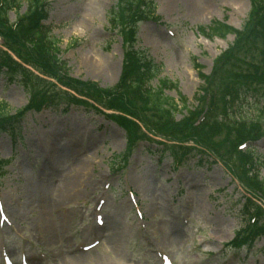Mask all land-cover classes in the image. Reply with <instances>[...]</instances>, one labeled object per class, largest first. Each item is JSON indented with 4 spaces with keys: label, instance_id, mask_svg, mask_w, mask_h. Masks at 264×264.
<instances>
[{
    "label": "rangeland",
    "instance_id": "374dc122",
    "mask_svg": "<svg viewBox=\"0 0 264 264\" xmlns=\"http://www.w3.org/2000/svg\"><path fill=\"white\" fill-rule=\"evenodd\" d=\"M48 1L53 5L48 7L51 12L44 23L59 57L67 64L69 79L64 81L87 84L92 90L94 86L98 90L115 88L126 68L125 54L131 49L111 28L112 11L120 0ZM153 1L160 22L140 23L135 47L149 61L161 65L157 80L151 83L152 89L158 91L160 82L167 80L177 89L167 90L165 96L177 104L180 99L187 101V108L180 106L175 116V127L182 130L186 125L181 122L184 117H190V112L197 114L208 101L205 94H200L204 87L201 75L209 76L215 60L235 42L232 35L224 40L208 39L200 29H209L218 22L242 30L251 3ZM238 1L240 8L236 7ZM21 5L8 13L11 26L29 12L25 0ZM4 44L0 39V48L5 50ZM18 53L22 60L15 58L20 66L16 69L22 73V69L32 70L33 65L27 62L31 57L24 51ZM10 66L16 67L12 63ZM101 70L103 73L107 70V75L97 72ZM30 79L24 82L20 76L11 83L7 74H0V108L7 107V116L41 102L31 97L37 90ZM44 80L56 84L57 94L52 91V96L67 103L71 90L49 78ZM25 83L32 89L25 88ZM252 99H248L249 104L239 103L232 117L263 120V105ZM142 100L136 99L140 105ZM65 108L61 104L52 112L27 114L16 141L0 133V203L4 207L0 204V262L2 253L8 252L16 264H20L21 256H27L29 264H163L162 255L167 257L166 264H264V238L248 250L230 248L235 235L246 224L243 203L252 195L248 182L242 179L248 169L244 164L246 152L235 153L232 149L229 151L232 160L226 164L189 142L194 148L192 157L176 168L171 151L164 146H170L166 140L172 139L155 135L152 126L144 125L145 138L150 140H144L134 151L135 144L127 142L130 138L126 132L107 118V111L99 103L90 110L71 107L66 112ZM146 112L144 119L148 120L151 114L149 110ZM132 120L138 121V116ZM62 129L64 132L59 134ZM70 134L77 138L74 141L80 148L78 152L72 142H65ZM225 139L216 137L214 141ZM40 140L46 144L65 143L63 150L71 152L59 160H47L54 168L48 169L46 160L36 151ZM252 148L259 163L256 165L251 156V170L264 180V140ZM1 161L6 164L3 162L5 165L1 166ZM81 163L88 164L87 174L92 176L85 193H77L69 201L61 200L59 195L67 178L74 176L73 181L81 180L83 173L77 168ZM121 167L125 169L120 171ZM35 186L45 193L46 209L35 197ZM130 193L136 201L132 202ZM254 193L264 210L263 198ZM42 211L55 227L44 229V223L38 224ZM96 215L106 218L104 227L97 226ZM95 229L98 236H94ZM52 232L53 238L49 240ZM113 237L116 240L110 241ZM94 241L99 243L96 247L88 252L83 250Z\"/></svg>",
    "mask_w": 264,
    "mask_h": 264
},
{
    "label": "trees",
    "instance_id": "16d2710c",
    "mask_svg": "<svg viewBox=\"0 0 264 264\" xmlns=\"http://www.w3.org/2000/svg\"><path fill=\"white\" fill-rule=\"evenodd\" d=\"M23 1L24 0H0V37L5 42L3 45L5 50L0 48V72L2 71L3 66L6 67L8 69L7 72L11 83H14L16 80H18V77L20 76L23 77L24 80L21 81L24 82L31 78L30 80L34 82L36 86L35 90H37V92L44 85L48 84L47 81H45L43 78H39L31 70L28 71L22 69L24 71L22 73L16 69L20 67L18 65L19 63L16 62L10 54L13 53L17 56V58L22 60L21 54L18 52L24 51L27 56L31 57L29 61L33 62L32 65L34 66L33 68L35 72L40 73L41 76L50 79H56L62 86L67 87L76 93H82L81 95L87 100H96L108 110L111 109V111H120L121 113L126 112L132 114V116L136 115L130 112L133 110V108H131V104L126 101L122 102L117 98L115 95L117 92L116 90L101 92L98 91L96 86H94L95 88L92 90V87L87 84L84 86L75 81H64L69 79L67 74V64L60 63L58 55L59 51L56 49V43L49 38V31H46L42 25V20L46 19L48 16V2L44 3L41 0H25L29 8V12L26 14V17L16 24V28L8 23V13L12 10L20 9ZM251 1L253 3V8L245 29L242 32H239L226 24L218 22L214 23L212 27H209V29L201 28L200 30L203 35L209 37L210 39L215 37L225 39L230 34L238 35L236 44L228 52H226L220 58V60L217 61L216 70L226 67L230 77H238V73L236 71L238 69H236L235 66H242L249 62L244 67L247 70V74L243 77V82L249 81L251 84H253L254 82L264 81V0ZM122 7L124 13H131L130 16L132 21L146 19L147 15L154 12L155 9V5L148 0H122ZM121 9L118 8L112 11L114 27H123L129 33L130 27L128 28V23L123 24L124 21L122 20V15L117 14V10ZM129 24L135 27V24ZM206 30H209V34H207ZM129 36L134 41V32H131ZM250 38L256 41V43L253 41L255 46L254 51H250L245 48V42L250 41ZM11 63L15 64L16 67L10 66ZM132 63L133 66L137 65V63H134V61ZM199 68V66H196V69L199 70ZM147 72V78L145 81H142L141 85L146 91L145 96H148L151 100V103L155 108L153 110L156 111V114L155 117L150 121L151 123L143 119L140 120L143 124L146 123L147 126L150 125L154 127L158 134L167 136L170 139L181 143L190 141L193 138L197 140V143L203 146L207 151L210 152L212 150V153L217 155L218 158L224 160V162L227 164L232 160V154H230L229 151L234 149L237 144L249 139H254L257 135L259 136L264 133V125L262 123L258 122L254 124V126L259 124L261 128V130L255 131L256 129L254 128L253 130L251 127L253 125L243 126V124L247 121L242 119L238 120L237 123H233V125H229L226 123V121H224V123L220 122L217 117H214L207 123L201 125L199 129L191 131V136L188 135L186 127L182 130H178V128L175 127V116L176 113H178L180 106H182L183 109L187 108V101L180 99V104H177L175 100L167 98L164 93L165 89L169 87L167 81H161V88H159L157 92L152 91L147 85L149 82L154 81L157 78V71L155 69H147ZM214 79L215 78L212 80ZM208 83L209 85L212 84L211 81H208ZM213 83L218 86L220 95L228 92L229 87L222 85L221 81L218 79H216ZM25 88L30 90L31 86L29 83H25ZM86 90L89 91V93L84 92ZM140 90H143V88ZM52 91L55 93V87L53 90L51 89L48 94H51ZM77 100L78 99L72 96V101ZM78 102L86 101L78 100ZM44 106L45 102L43 104L40 103L37 106V109H42ZM7 112V107L2 106L0 108V131L13 136L8 132V130L14 126L13 120L15 117L5 118L3 121H1L4 117H7ZM22 114L23 112L19 113L20 116H22ZM113 119L120 122L126 128L127 133L130 134L133 140L135 138H145V134L139 124L132 123L123 116L113 117ZM223 136H225L226 139L220 142L226 145L227 150L224 149L223 144L214 141V138H221ZM244 164L249 165L248 160ZM246 170L247 171L244 173L242 179L248 182V189L250 191L258 193V195H260L264 200V180H261L259 175L255 174L251 169ZM244 208L248 214V220H254L255 215H251V213L257 212L258 214L264 215V210L259 205L255 204V202L248 201L244 205ZM263 225V220L256 222L253 225V227H256L253 233L251 228H247V226H249L248 224L244 229H241L237 233L236 239L232 245H235L236 248H240L245 244L251 243L254 241L255 236L264 231Z\"/></svg>",
    "mask_w": 264,
    "mask_h": 264
},
{
    "label": "bare ground",
    "instance_id": "6f19581e",
    "mask_svg": "<svg viewBox=\"0 0 264 264\" xmlns=\"http://www.w3.org/2000/svg\"><path fill=\"white\" fill-rule=\"evenodd\" d=\"M185 5L188 8L192 9V5L191 4H190V7H189V5L187 3ZM236 7L240 8L239 1L237 3ZM107 70H105V73H103L102 70L101 71H97V72L98 73H101L102 75H107ZM73 126L77 127L76 123H74ZM63 132H64V129H62L61 131H59V134H61ZM113 133L116 134V131H113ZM74 140H77V138L74 137V136H72L71 134H70V136H68V137L65 138V142L66 143L72 142L74 144L75 148H76V151L75 152H78L80 148L77 146L78 143L76 141H74ZM58 144H60V142L59 143H51V144L49 143V144H47V146H45L46 149L43 152H44V155H45V158L46 159H52L53 158V159H58L59 160V158H62L65 154L71 152V150L70 151L69 150L68 151H64L63 149H59V150H56L55 153H53V151L51 149L52 146H53V148L55 147V148L58 149L59 148V145ZM43 147L44 146L41 145V151H42ZM64 147H66V146H64ZM58 160H56V163H60ZM88 167H89L88 164H85V163H81L80 165L77 166V168L79 170V171L78 170L77 171L80 172V173H83L82 174V177H81V180H74L73 181V179L75 178L74 176L67 178V180H66L67 183L64 184V187L61 189V193L59 195V197L61 198V200H65V201L68 200L69 201L77 193H80V192L85 193L86 187L88 186V183H90V181L92 179L91 174L90 175L87 174V173H89ZM75 186H77V187H75ZM35 197H37L39 200L42 201V204H43L44 208L46 209L47 206H46V203H45L46 202L45 201V193H44V191L40 187L35 186ZM39 217H40V219H39L38 224L42 226V224L44 223L45 224L44 225V229H50L52 226L55 227V224L53 222L48 221L43 216V211L41 213L39 212ZM59 229H60V227H59ZM113 235L114 236H117L116 233H114ZM47 238H49V240H52V238H53V232H52V235L50 237H47ZM115 240H116V238L113 237L110 241H115Z\"/></svg>",
    "mask_w": 264,
    "mask_h": 264
}]
</instances>
